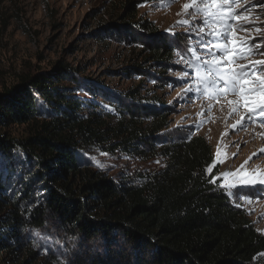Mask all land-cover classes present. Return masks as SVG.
Here are the masks:
<instances>
[{
	"label": "trees",
	"instance_id": "trees-1",
	"mask_svg": "<svg viewBox=\"0 0 264 264\" xmlns=\"http://www.w3.org/2000/svg\"><path fill=\"white\" fill-rule=\"evenodd\" d=\"M133 1L122 3V27L135 18ZM141 27L154 39L150 59L169 61L158 29ZM74 70L58 61L0 92V261L32 264L38 243L63 253L57 264H264V235L206 173L204 137L164 145L165 166L143 180L90 163L87 153L109 149L114 133L128 131L117 145L125 148L141 136L132 124L110 126L79 95L92 90ZM144 110L154 114L150 133L159 131L166 116ZM47 226L57 243L37 237Z\"/></svg>",
	"mask_w": 264,
	"mask_h": 264
},
{
	"label": "rangeland",
	"instance_id": "rangeland-1",
	"mask_svg": "<svg viewBox=\"0 0 264 264\" xmlns=\"http://www.w3.org/2000/svg\"><path fill=\"white\" fill-rule=\"evenodd\" d=\"M124 1L0 0V92L25 74L52 72L58 61L75 69V78L92 90L82 86L79 95L92 101L110 126L132 124L141 136L127 148L117 147L128 131L118 136L116 132L109 149L97 146L87 153L93 166L115 177L143 180L165 166L164 145L193 135L204 137L213 153L207 175L214 173L212 182L264 235V184L242 183L264 178V113L250 111L264 99L259 91L264 82V0H236L223 9L234 13L226 41L202 35L201 29L221 30L224 25L202 23L203 14L193 7H204L199 0H134L135 18L122 27ZM227 3L216 0L217 6ZM146 22L158 29L157 39L172 47L169 61L150 59L154 39L141 27ZM201 38L205 46L198 43ZM217 43L226 45L227 55L216 51ZM193 48L199 59L193 57ZM229 56L235 59L229 61ZM211 60L223 61L222 66L233 71L250 72L244 79L248 87L258 89L254 100H245L239 92H206L209 79L215 78L214 72L205 77ZM252 65H257L255 71ZM144 107L166 116L159 131L150 133L154 114ZM38 234L42 240H59L50 226ZM36 244L38 258L32 264L64 262L54 244L49 248ZM0 264L11 262L4 259Z\"/></svg>",
	"mask_w": 264,
	"mask_h": 264
},
{
	"label": "snow or ice",
	"instance_id": "snow-or-ice-1",
	"mask_svg": "<svg viewBox=\"0 0 264 264\" xmlns=\"http://www.w3.org/2000/svg\"><path fill=\"white\" fill-rule=\"evenodd\" d=\"M236 0H229V3L227 4H221L217 6L216 0H199L200 4H204V7L199 6H193L194 10L202 13L204 20L202 23L208 24L209 22L215 23V24H223L224 27L221 30H215V31H208L204 32L203 29H201L202 35H207L215 38L217 41L221 40H227L228 39V31L231 28V24L229 21L232 19L234 13L233 12H225L223 9L230 8L231 4L235 3ZM186 9L189 8V5L184 6ZM238 18V17H237ZM182 23H189V21H182ZM198 43L201 46H205L206 42L204 39H200ZM210 43V42H209ZM257 48L259 45L256 46ZM216 51H219L222 54L227 55L228 48L224 43H217L215 45ZM207 51L212 52L213 55H215V52L211 47L207 48ZM193 57L199 59V57L196 56L195 48L192 50ZM229 61L235 59V57H228ZM208 68L205 72V77L210 78L212 73H215L214 79H209V86L205 87V91L209 92L211 90L213 95H225L229 92L235 94L239 92V94L247 101H253L254 96L252 94H255L258 89L257 88H251L248 87V81L244 79L245 75H250V72H246V70H236L233 71L230 68L223 67V61H217V60H211L208 61ZM257 68V65H252V70L255 71ZM259 91L264 92V82L261 83ZM250 111H253L254 113H264V99H262L256 107L250 109ZM264 151V150H262ZM228 174H225L227 176ZM262 183L264 184V178L257 181L256 179H248L242 181V183ZM233 187L235 185H232Z\"/></svg>",
	"mask_w": 264,
	"mask_h": 264
}]
</instances>
